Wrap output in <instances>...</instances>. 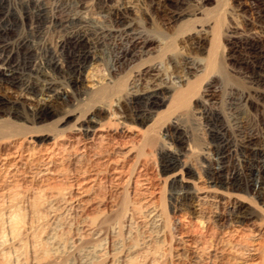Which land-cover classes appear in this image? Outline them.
<instances>
[{"label":"rangeland","instance_id":"rangeland-1","mask_svg":"<svg viewBox=\"0 0 264 264\" xmlns=\"http://www.w3.org/2000/svg\"><path fill=\"white\" fill-rule=\"evenodd\" d=\"M0 56L13 72L0 79V219L19 214L21 229L4 251L26 258L54 233L71 246L60 264H87L91 244L105 253L92 264H264V156L237 149L264 133V0H0ZM223 139L227 189L199 179ZM182 176L208 196L198 213L177 202ZM83 182L81 208L68 193Z\"/></svg>","mask_w":264,"mask_h":264},{"label":"bare ground","instance_id":"bare-ground-1","mask_svg":"<svg viewBox=\"0 0 264 264\" xmlns=\"http://www.w3.org/2000/svg\"><path fill=\"white\" fill-rule=\"evenodd\" d=\"M91 59L95 60L94 57H92ZM81 67H82V65H79V64L78 65H73L72 70L74 72L75 71L78 72L81 69ZM151 72L152 73L150 75L155 74L156 73L155 68H153L151 70ZM11 73H13V72H12V70L9 69V65L7 64V62H5V59L2 56H0V79L1 80H5V81H8V77L10 76ZM262 75H264V74H262ZM257 79H258V81H261L263 78H257ZM51 86H52V84L51 83H48V84H45V85H43L41 87L39 86V87L36 88V91L35 92L37 94L43 95V96H40L38 98L37 107L33 111L36 116H41L42 114H44V112H46L48 110L49 103H50L51 99L54 96V94H53V92H54L53 91V87H51ZM182 94H184V93H182ZM155 97H156L155 92H149V93H146L143 96L142 99L144 100L143 102H145L146 107H149L151 104H154L155 103V99H156ZM94 119L95 118L89 119L88 122H87L86 128H84V129L82 128V130H85L86 133L89 132L90 129L95 126L94 125V123H95V120ZM80 134H82V133H80ZM261 137H262L261 138V141H256V140L250 138V139H247L244 142V144H242L240 147H237V149H239V151H241V153L243 154L244 159L247 160L248 162L254 156L255 157L256 156H264V133H263V135H261ZM257 138H259V137L257 136ZM257 140H259V139H257ZM219 145H221L222 150L220 149ZM226 145L228 146V141L227 140L225 141V139H223V142H219L217 144V148L215 149L216 150L215 153H217V157H216V159H217L216 161L217 162L216 163L215 162L213 163L211 161L210 164H209V166L203 171V173H200L199 174V179L201 180V182H203V184H205V185L207 184V185H211V186L212 185H214V186L219 185V186L226 187V189L227 188H230L231 186L234 185V182H235V178L236 177L235 176L229 177L227 175H223V172H222L223 171V169H222L223 168V164L222 163L220 164V162H223V160H224V158L226 156L224 154V149H223V148H225V150H226V148H227ZM237 146H239V145H237ZM229 153H230V151H229ZM172 159L173 160H170L168 163H166L164 165L165 169H173V168H175L176 161H178L177 159H179V157H178V155H175ZM2 160H3V163L5 164V162L6 163L8 162V157H3ZM262 168H263V166H262ZM263 171H264V169H263ZM258 182L259 181H257L255 183V187L257 189H259V188L261 189V186H259ZM176 183H178V185L180 186V191L176 194V199H177L178 204L182 208H187V209L192 210V212H194V213H198V210L200 208L201 203L205 202L206 198L208 197L207 194H201L200 195V193H199L200 191L198 192L199 194H196L195 192H192L191 189L189 188V186L187 185V180H185L183 176L180 179H178L176 181ZM88 185H89L88 182H83L82 184L78 183L74 187H71L70 190H73V191H70L69 190V193H68L69 194L68 198H69L70 202L71 203L74 202L75 205H79L80 207L81 206L84 207L85 206V203L87 204V202H86L87 200L84 199V196H85V194L88 192V190L90 188V185H89V187H87ZM211 186H209V188ZM210 190H211V188H210ZM59 193H56L55 192V194H58V195H52V196L50 195V197L52 199L54 198L56 200L57 199L58 200L60 199V201H63V203H66L67 202V204H68V201L69 200L67 201L64 198H59L60 197L59 196ZM86 196H87V194H86ZM31 199L32 200H29V202H32V201H33L32 203L36 202V201H34V200H36L35 197H32ZM144 199L145 200H143V203L145 204V208L148 210L150 216L151 217H156V213L157 212H156L155 208L152 207V202H150V200H147L146 198H144ZM44 200H46V197L44 198ZM47 200H48V198H47ZM49 202H51V200ZM70 202H69V204H70ZM58 203H59V201H58ZM44 205H45V203H44ZM50 207H51V205H50ZM62 207H63V205H62ZM19 208H20V206H19ZM19 208H17V210H19ZM71 208H72V206H71ZM9 212L7 214H3L2 218L0 219V264H60V262L62 261L65 253L67 252V249L69 247H71V246L67 245V243H64V242L62 243V241L60 242L59 240H57L56 239L57 237H55L56 234L54 235V233L53 234L52 233L51 234H48L45 237V240L44 241L41 239V237H39V238L37 237L36 239L33 238L32 245L30 247V250L31 251H30L28 257L26 256V258H24L23 254H21L18 251V249H16L15 247H13L11 250L4 251V246H6L7 244H12L14 242L19 241V237L21 235V229H20L19 220H18L19 219V214L18 215L17 214L15 215V214H12V213H9ZM38 216H39V214H38ZM42 216H44V215H42ZM237 216H238V213H236V217ZM42 219H43V217H42ZM86 230L89 233L94 234V235L98 233L97 230H95V229H93L91 227H88ZM39 232H41V231H39ZM134 247L128 245L126 248H124V250L123 249L120 250V255L119 256L121 258H123V260H127V259L129 260V258H131L130 256L134 252ZM104 254L105 253L103 252L102 246L100 244H91V245L88 246L87 251L85 253H83V258H84L85 263H87V264L91 263L92 264L94 261H96V260L100 259L101 257L105 256ZM107 256H108V254H107ZM79 257H81L80 256V253H79ZM243 258H245V257H243ZM78 259H80V258H78ZM82 261H81V263H82ZM129 262H130V260H129ZM82 264H84V263H82ZM104 264H113V260H111V258L109 257V258H107V260H106V262ZM239 264H252V263L249 262V259H246L245 258V259L241 260L239 262Z\"/></svg>","mask_w":264,"mask_h":264}]
</instances>
